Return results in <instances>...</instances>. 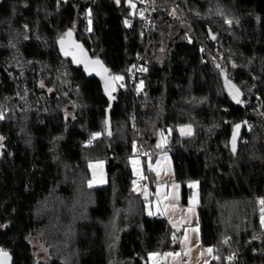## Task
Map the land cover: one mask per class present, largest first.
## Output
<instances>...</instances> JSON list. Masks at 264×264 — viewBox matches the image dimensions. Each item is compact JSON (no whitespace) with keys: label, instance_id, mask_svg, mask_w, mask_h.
I'll return each instance as SVG.
<instances>
[{"label":"trees","instance_id":"16d2710c","mask_svg":"<svg viewBox=\"0 0 264 264\" xmlns=\"http://www.w3.org/2000/svg\"><path fill=\"white\" fill-rule=\"evenodd\" d=\"M150 2L163 8L145 40L125 0H0V246L13 264H150L152 254L180 251V233L146 212L129 163L138 150L155 156L158 133L181 205L197 183L209 264L230 253L229 264H264V0ZM68 30L112 81L121 78L111 136L99 81L59 54ZM96 160L106 183L91 187ZM34 237L49 260H36Z\"/></svg>","mask_w":264,"mask_h":264},{"label":"rangeland","instance_id":"374dc122","mask_svg":"<svg viewBox=\"0 0 264 264\" xmlns=\"http://www.w3.org/2000/svg\"><path fill=\"white\" fill-rule=\"evenodd\" d=\"M139 1L140 0H132L130 4L132 11L135 9L136 4ZM116 77H119V76H116ZM116 77H114L113 81L116 83H120V79H116ZM165 146H166V134L158 133L157 141H156L157 152L155 153V156L153 158L146 156V155H142V157L135 155L130 158L131 163L133 165H134V162L136 163V167H135L136 172L133 170V175L141 176L143 180V183L141 185L136 183L135 188L141 193L142 197L147 200L146 212L148 214L159 213L160 208H159L157 201L153 200L152 198V191L149 189L150 185L147 182V177L145 176V172H144L145 167L148 171L154 170V173L155 175H157L158 179H161L162 181H166L168 183L169 189H170L169 202L170 203L172 201H176L175 203L180 202V193H179L180 187L173 179L170 154L169 152L166 151ZM88 169L90 171V180L88 183L89 186H90V182H91V187L101 186L106 183V171H105L104 160H96V161L88 162ZM137 173L139 174L137 175ZM182 208L185 209L187 208V206H182ZM188 208L190 210V205ZM262 217H264V213ZM187 218L189 217L187 216ZM262 225L264 226V223H262ZM188 234H189V231L188 233L184 231L183 240L184 239L187 240V237H189ZM30 244L32 246L33 254L37 261L44 262V261L49 260L48 249L41 241H39L37 238L34 237L31 239ZM208 249H211V248L200 247L197 250H195L196 251L195 253H193V252H188L185 248L183 249L180 246L179 252L172 251V252L163 253L162 254V258H163L162 264H209V261L213 257V251L211 249V252H209ZM168 253H173V255H166ZM176 254H179V255H176ZM156 255L159 256L158 254ZM181 256H184V259L186 262L182 263Z\"/></svg>","mask_w":264,"mask_h":264},{"label":"crops","instance_id":"0c3cea01","mask_svg":"<svg viewBox=\"0 0 264 264\" xmlns=\"http://www.w3.org/2000/svg\"><path fill=\"white\" fill-rule=\"evenodd\" d=\"M189 130H190V133H189ZM179 132L181 134L189 135L191 134V128L180 127ZM129 163H130V167H132L131 170L133 174V170L136 172V169H135L136 163L134 162V165H133L130 159H129ZM150 171L153 173L154 183H153V188L151 189L149 187V189L152 191L153 200H156L159 205V208H160L159 213L166 219L169 225L172 228H174L176 232L180 233L179 234L180 246L183 249L185 248L188 252L195 253L196 252L195 250L202 247L200 244L199 230L197 226V220H198L197 205H198V200H199L197 183L193 182L190 184L191 194L188 198L187 204L184 205V206H187V208L184 209L182 208L183 205H181L180 202H177V203H175L176 201H172L171 203L169 202L170 189H169L168 183L166 181H162L161 179H158L157 175H155L154 173V170H150ZM138 174L139 173H137V175ZM134 177L137 178L141 176H134ZM189 205H190V210L188 208ZM187 216L189 218H187ZM184 231H186L187 233L189 231V234H188L189 237H187V240L185 239L183 240ZM158 255L159 256H157L156 254L150 255L149 257L150 264H162V260H163L162 254H158ZM181 261L182 263L186 262L184 259V256H181Z\"/></svg>","mask_w":264,"mask_h":264},{"label":"water","instance_id":"95a60500","mask_svg":"<svg viewBox=\"0 0 264 264\" xmlns=\"http://www.w3.org/2000/svg\"><path fill=\"white\" fill-rule=\"evenodd\" d=\"M71 32L68 30L66 33ZM61 40H63V44H61ZM210 41L214 40L212 34H210ZM58 51L62 58L68 59L71 61L72 65L76 68H80L82 72L86 75L87 78L94 77L96 78L102 88L104 95L108 100V107L106 110V135L111 136V112H112V95L111 92L113 90V81L107 74V70L105 71L104 64L95 58H91L88 51L83 47V45L76 41L73 33L71 32V36L65 34V36L58 40L57 42ZM67 53V54H66ZM95 61H99V63H94ZM239 125V128L236 126ZM233 127V131L229 140L230 147L233 148V143L235 144V148L237 147L238 139L240 137L241 132V124H237ZM235 148H233L235 150ZM2 152L0 150V157ZM7 257H0V264H13L14 259L10 253L7 252Z\"/></svg>","mask_w":264,"mask_h":264},{"label":"built area","instance_id":"2783aa9c","mask_svg":"<svg viewBox=\"0 0 264 264\" xmlns=\"http://www.w3.org/2000/svg\"><path fill=\"white\" fill-rule=\"evenodd\" d=\"M62 1H67V0H62ZM125 2L128 4V6H130L132 0H125ZM163 7L161 6H156V5H153L150 0H140L137 4H136V9H135V15L139 16L142 18L143 22H144V27H143V30H142V37L147 40V35L149 33V30H150V18H151V13L154 11V10H162ZM125 22L128 24V25H131L133 24L134 22V15L132 14V11H130V13H128L126 15V19H125ZM219 63L215 60L214 61V67H218ZM139 70H144V67L143 65L141 64H137L135 67H133L131 69V73L133 75V83L136 85L138 83V80L136 78V74ZM242 103L245 107H251L253 105L252 101L247 98V97H244L243 100H242ZM256 112L258 113V117H262V113L259 112V110L257 109ZM137 155L139 157H142V151L141 150H138L137 152ZM135 181L137 184H140L142 182V179L141 177H137L135 178ZM0 249H2L4 252V248L2 246H0ZM236 256L234 255V253H230L229 255H226L224 257V263L226 264H229L231 262H234V258Z\"/></svg>","mask_w":264,"mask_h":264},{"label":"snow or ice","instance_id":"6c2138e0","mask_svg":"<svg viewBox=\"0 0 264 264\" xmlns=\"http://www.w3.org/2000/svg\"><path fill=\"white\" fill-rule=\"evenodd\" d=\"M117 2H119V0H117ZM89 23H91V21ZM66 35L71 36V32L66 33ZM61 44H63V40H61ZM94 63H99V61H95ZM105 71H106V69H105ZM116 79H121V78L116 77ZM237 102H239V101H237ZM0 118H2V117H0ZM236 128H239V125H237ZM189 133H190V130H189ZM97 135H99V134H97ZM0 139H2V138H0ZM233 148H235L234 143H233ZM90 186H91V182H90ZM192 186H194V185H192ZM260 203L262 205H264V200H261ZM262 223H264V217H262ZM208 251L211 252V249H208ZM7 255H8L7 252H4L2 249H0V257H7ZM153 255H155V254H153ZM166 255H173V253H168ZM176 255H179V254H176Z\"/></svg>","mask_w":264,"mask_h":264}]
</instances>
